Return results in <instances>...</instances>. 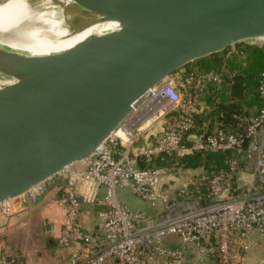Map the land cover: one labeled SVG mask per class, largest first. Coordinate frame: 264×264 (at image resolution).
Masks as SVG:
<instances>
[{"label":"built area","instance_id":"obj_1","mask_svg":"<svg viewBox=\"0 0 264 264\" xmlns=\"http://www.w3.org/2000/svg\"><path fill=\"white\" fill-rule=\"evenodd\" d=\"M178 71L132 103L84 169L64 171L66 217L56 241L69 252L62 264H202L210 256L236 264L238 254L264 239V70L258 86L263 106L244 136L218 126L208 131L206 124L195 132L206 84H220L221 73L192 69L180 81ZM140 139L144 145L134 146ZM206 151L227 154L224 167L169 191L181 165L156 161ZM47 186L39 183L0 203L4 213L26 208ZM125 189L154 213L123 203L118 193ZM83 203L95 211L91 229L80 220ZM172 237L177 245L166 242ZM0 264H11L1 252Z\"/></svg>","mask_w":264,"mask_h":264},{"label":"water","instance_id":"obj_2","mask_svg":"<svg viewBox=\"0 0 264 264\" xmlns=\"http://www.w3.org/2000/svg\"><path fill=\"white\" fill-rule=\"evenodd\" d=\"M72 1L107 28L49 54L0 44V74L19 75L0 89V203L88 160L174 72L264 36V0Z\"/></svg>","mask_w":264,"mask_h":264},{"label":"trees","instance_id":"obj_3","mask_svg":"<svg viewBox=\"0 0 264 264\" xmlns=\"http://www.w3.org/2000/svg\"><path fill=\"white\" fill-rule=\"evenodd\" d=\"M228 47L188 65V71H214L221 73L222 77L220 84H206L203 96L206 108L194 114L195 132L206 124L208 131L218 126L244 136L249 119L256 116L263 106L258 86L264 70V43L240 42L236 44L235 51H230ZM227 157V154L216 151L197 152L167 158L169 161L158 159L156 165L178 161L185 168H202L204 173L211 174L224 167Z\"/></svg>","mask_w":264,"mask_h":264},{"label":"crops","instance_id":"obj_4","mask_svg":"<svg viewBox=\"0 0 264 264\" xmlns=\"http://www.w3.org/2000/svg\"><path fill=\"white\" fill-rule=\"evenodd\" d=\"M187 69L190 67L186 66L180 71H188ZM205 108L206 104L203 105V110ZM85 166L80 163L74 167L82 170ZM186 170L203 171L202 168ZM181 179L184 181L189 177L183 176ZM64 184V178H52L44 194L13 215L5 214L0 204V252L7 256L11 264H62L69 252L68 249L61 248L56 241L66 217L65 205L61 200ZM118 194L119 198L133 209L150 214L155 211L149 203L127 189L119 191ZM94 213L90 207L82 204L80 220L86 228L95 226ZM166 242L177 245L179 239L172 237ZM207 263L218 264L217 257L210 256L202 264ZM236 264H264V239L256 240V245L251 250L238 254Z\"/></svg>","mask_w":264,"mask_h":264},{"label":"bare ground","instance_id":"obj_5","mask_svg":"<svg viewBox=\"0 0 264 264\" xmlns=\"http://www.w3.org/2000/svg\"><path fill=\"white\" fill-rule=\"evenodd\" d=\"M96 18L72 0H0V44L29 54L60 52L89 32L107 28L106 24H92ZM253 39L258 38L248 40ZM18 76L0 74V89L18 82Z\"/></svg>","mask_w":264,"mask_h":264},{"label":"rangeland","instance_id":"obj_6","mask_svg":"<svg viewBox=\"0 0 264 264\" xmlns=\"http://www.w3.org/2000/svg\"><path fill=\"white\" fill-rule=\"evenodd\" d=\"M244 43H250V44H259V43H264V37H261V38H258V39H253V40H245V41H243ZM237 44V43H236ZM236 44H233V45H230L228 48H229V50L230 51H235V49H236ZM229 54H231V52H229ZM194 66H192V68H193ZM184 74H185V70H182V71H178L177 73H176V78L178 79V80H180V81H182V78H183V76H184ZM144 145V142H143V140L142 139H140L138 142H136L135 144H134V146H139V147H141V146H143ZM166 161H169L168 159L166 160ZM185 168V167H184ZM184 168H183V166H181V168H180V170H179V175L180 176H178V179H176V181L174 182V185L173 186H171L170 188H168L169 189V191H171L172 192V190H175V188H177L181 183L180 182H182L183 181V179H181V178H183V176L184 177H189V179H195L197 176H199L200 175V171H192V170H189V171H185L184 170ZM65 185V184H64ZM65 193H66V186H63V188H62V194H61V200H62V202H63V204H65L64 203V197H65ZM120 200H121V198H120ZM122 201V200H121ZM123 202V201H122ZM124 203V202H123ZM126 204V203H125Z\"/></svg>","mask_w":264,"mask_h":264}]
</instances>
